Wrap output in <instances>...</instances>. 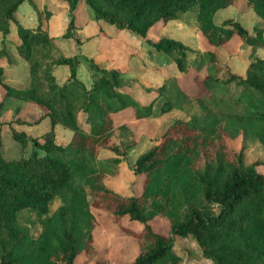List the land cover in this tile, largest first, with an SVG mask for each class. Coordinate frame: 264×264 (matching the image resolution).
Returning <instances> with one entry per match:
<instances>
[{"label":"trees","instance_id":"obj_1","mask_svg":"<svg viewBox=\"0 0 264 264\" xmlns=\"http://www.w3.org/2000/svg\"><path fill=\"white\" fill-rule=\"evenodd\" d=\"M24 1L35 5L32 0H0V30L7 33L16 23L17 52L29 64L30 82L23 88L4 82L0 65L5 90L0 107L8 96L38 103L43 112L35 123L49 117L50 127L34 137L11 128L23 148L32 142L28 155L7 159L0 149V264H76L80 250L93 255L97 223L92 208L104 210L113 221L126 217L140 224L138 230L123 226L135 237L138 251L121 264H177L176 236L191 237L211 264H264V160L246 163L243 151L230 144L243 134L264 147V57L257 52L264 46V25L249 31L234 18L215 23L216 11L235 0H61L73 8L85 3L95 17L138 35L177 20L196 5L198 28L214 46L196 58L195 93H186L173 76L157 87L158 94L163 87L172 93L171 79L177 91L175 98L167 95L159 111L195 98L202 115L192 113L169 123L159 141L132 166L133 185L140 184L141 192L123 195L106 183L105 176L117 172L121 155L135 143L115 144L113 115L131 107L137 118L149 117L157 95L143 104L127 90L143 85L136 77L103 68L82 53L56 57L55 37L42 22L32 28L15 19ZM246 3L264 22V0ZM72 25L70 20L68 29ZM68 34L69 30L63 35ZM233 35L250 47L245 75L232 72L216 55ZM148 45L157 52H171L178 69L188 70L192 48L181 40L161 36ZM79 64L89 69L90 86L80 79ZM58 67L68 69L61 82L56 79ZM58 124L72 131L68 141H56ZM102 151L115 156L101 157ZM55 197L61 204L50 213ZM25 209L39 216L42 227L37 236L19 220ZM156 216L169 223L167 233L153 228L150 221Z\"/></svg>","mask_w":264,"mask_h":264},{"label":"rangeland","instance_id":"obj_2","mask_svg":"<svg viewBox=\"0 0 264 264\" xmlns=\"http://www.w3.org/2000/svg\"><path fill=\"white\" fill-rule=\"evenodd\" d=\"M32 2L35 5L24 1L15 12V19L24 26L32 28L42 22L49 33L55 37L56 57L70 56L75 53L93 56L95 62L101 67L118 68L124 75L129 77L133 75L143 82V85L136 83L127 89L139 102L148 103L157 95L154 113L149 117L137 118L131 107L113 115L112 140L115 144L118 146H124L130 142L135 144L121 155L123 161L117 172L105 176V181L123 195L141 192L140 184L133 185L132 166L137 157L159 141L161 134L173 120L180 117L188 118L192 113L202 115V110L195 98L182 101L181 107L174 104L172 109L166 112L159 111L161 103L168 98L167 95L171 94L175 98L177 91H174L175 82L171 79L172 93L168 92L169 87H163L160 94L157 89L167 77L173 76L186 93L196 92L197 82L194 79L197 74L196 58L206 55L207 50L214 48L198 28L196 5L181 13L177 20L171 19L166 25L157 24L145 35H138L126 28L115 27L105 18L95 17L92 8L85 3L73 8L61 0H32ZM47 13H49L48 16ZM227 18L239 20L249 31H253L256 26L264 25L253 8L247 6L246 0H235L233 4L218 9L214 15V22L220 24ZM70 20H73V25L68 29ZM67 30L69 34L63 35ZM161 36L179 39L192 48V51L187 54L189 68L185 73L178 69L171 52H157L149 48L148 41L157 40ZM18 41L15 22H12L9 32L4 33L0 30V65L4 68L3 81L14 87L23 88L30 82L29 64L17 52ZM249 48L238 36L233 35L228 42L217 49L216 55L218 60L229 66L232 72L245 75V69L249 63ZM257 52L264 57V46L259 47ZM78 70L79 77L88 85L91 82L89 69L84 64H79ZM56 74V79L61 82L67 77L68 69L58 67ZM144 86L151 89H145ZM230 89H235L234 84ZM3 97L4 88L0 85V100ZM169 98L172 99L171 96ZM174 103H178L177 100H174ZM41 112L43 108L38 103L28 102L15 96L4 98L0 107V149L7 159L28 155L33 147L32 142L28 141L23 148L21 143L12 137L10 131L12 127L33 137L49 129V117L40 124L35 123V119ZM122 124L126 127L123 128ZM55 129L57 142H66L70 139L71 130L61 124L56 125ZM230 144L236 151H243L246 163L258 159L264 160V147L253 136L239 134L236 138L230 139ZM99 156L115 155L102 151ZM262 168L264 169V166ZM60 204L61 199L55 197L50 203L49 212H53ZM92 210L97 223L93 230L95 253L89 256L84 250H80L75 263L97 264L98 261L105 260L111 264H121L132 260L138 251L137 241L124 230L123 226L138 230L140 224L126 217L113 221L104 210L97 208ZM19 220L29 226L33 236H37L41 231V222L35 210H23ZM150 222L160 233H167L169 230V223L159 216L154 217ZM173 249L180 256L177 264H211L210 259L202 256L199 246L189 236H176Z\"/></svg>","mask_w":264,"mask_h":264},{"label":"crops","instance_id":"obj_3","mask_svg":"<svg viewBox=\"0 0 264 264\" xmlns=\"http://www.w3.org/2000/svg\"><path fill=\"white\" fill-rule=\"evenodd\" d=\"M88 56V55H87ZM88 57H93V56H88ZM123 72V71H122ZM125 76H127V75H125ZM132 77H133V75H132ZM90 78H91V75H90ZM81 79V78H80ZM91 82H92V79H91ZM91 82H89V84L87 85V86H90V84H91ZM85 83V82H84ZM4 92H5V90H4ZM126 110V109H125ZM46 118V117H45ZM45 118L43 119V120H41L38 124H40V123H42L44 120H45ZM38 124H36V125H38ZM36 136V135H35Z\"/></svg>","mask_w":264,"mask_h":264}]
</instances>
